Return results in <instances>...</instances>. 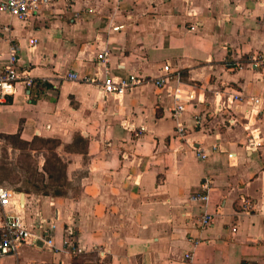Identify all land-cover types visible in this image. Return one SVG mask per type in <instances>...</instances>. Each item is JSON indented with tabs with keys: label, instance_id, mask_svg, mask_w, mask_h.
I'll use <instances>...</instances> for the list:
<instances>
[{
	"label": "crops",
	"instance_id": "obj_1",
	"mask_svg": "<svg viewBox=\"0 0 264 264\" xmlns=\"http://www.w3.org/2000/svg\"><path fill=\"white\" fill-rule=\"evenodd\" d=\"M67 4L59 0L28 22L0 11V70L16 42L19 67L45 81L29 95L19 86L0 106V136L56 140L64 165L57 188L10 189L35 232L42 234L46 225H37L43 219L57 228L45 243L24 246L0 264H264V66L248 64L264 54V0ZM166 63L180 73L186 91L195 86L209 102L212 91L261 97L262 148H245L241 125L196 122L194 116L206 111L201 104L187 107L179 119L187 136L177 139L173 99L153 84L118 100L67 79L72 72L79 78L109 72L155 79ZM213 144L221 152L205 160L192 148ZM46 176L47 184L53 181ZM201 185L209 189L207 204L189 199ZM206 212L214 221L202 229L198 222ZM69 231L82 248L79 255L63 246Z\"/></svg>",
	"mask_w": 264,
	"mask_h": 264
},
{
	"label": "built area",
	"instance_id": "obj_2",
	"mask_svg": "<svg viewBox=\"0 0 264 264\" xmlns=\"http://www.w3.org/2000/svg\"><path fill=\"white\" fill-rule=\"evenodd\" d=\"M59 0H0V11L8 13L23 22H28L30 17L36 15L44 8L53 7ZM65 0V6L71 7ZM37 41H33V46H36ZM20 47L18 43L11 42L7 53V62L0 70V106L8 105L9 98L14 97L19 86H25L28 90L34 86L42 87L45 81H35L26 70L19 67ZM101 62H106L107 52L98 55ZM250 66H264V54H256L248 59ZM242 68L241 64L237 65ZM161 76L158 78H150L138 73H130L123 76H114L109 72L103 77L97 74L94 77L84 76L79 78L78 73H68L67 79L76 81L80 80L83 83L91 84L97 88L105 97H113L122 99L126 94L130 93L139 86L145 84H153L154 86L164 89L167 96L173 99L172 113L173 117L178 121L176 129V137L186 139V126L179 121L188 106L193 108L200 104L204 105L206 111L201 116L197 113L194 116L196 122L203 121L207 118L221 119L228 127L241 125L247 132V143L245 148L249 151H259L263 145L262 131L257 125L262 98L259 96L245 95L238 91H212L213 100L207 101L205 97L197 94L196 87L191 90L184 88V84L180 81V73L175 71L170 63H166L161 68ZM176 82L173 86L170 84ZM29 95V93H28ZM126 128H128L126 126ZM192 148L196 152V156L201 160L209 158L211 155L220 153L221 147L218 144L211 145L209 150L204 148ZM191 202L207 204L209 201V189L205 185L192 193L189 197ZM250 204L248 203L247 206ZM23 209L19 194L10 190L6 186L0 185V211L2 218L0 220V262L11 254H16L20 248L24 246H36L38 241L45 243L47 237L56 230L57 225L53 220H41L37 227L46 225L42 234L35 232V228L31 227L21 212ZM214 221V215L204 213L198 225L204 229L209 227ZM72 231L63 240V246L71 250L73 255H79L82 248L74 243ZM201 240H195L194 245ZM51 243V240L48 241ZM191 254L187 253L185 258L191 259Z\"/></svg>",
	"mask_w": 264,
	"mask_h": 264
},
{
	"label": "rangeland",
	"instance_id": "obj_3",
	"mask_svg": "<svg viewBox=\"0 0 264 264\" xmlns=\"http://www.w3.org/2000/svg\"><path fill=\"white\" fill-rule=\"evenodd\" d=\"M56 146L57 141L52 139L35 137L26 142L17 136H0V185L12 190L31 188L46 191L45 184L57 188L64 175V165L57 159ZM41 151L46 156L44 165L42 153L39 155ZM40 170L53 175L55 180L47 184V176Z\"/></svg>",
	"mask_w": 264,
	"mask_h": 264
},
{
	"label": "trees",
	"instance_id": "obj_4",
	"mask_svg": "<svg viewBox=\"0 0 264 264\" xmlns=\"http://www.w3.org/2000/svg\"><path fill=\"white\" fill-rule=\"evenodd\" d=\"M30 92H31V90L29 89V90H28V93H30ZM17 137L19 138V136H17ZM57 159H58V157H57ZM58 161L60 162L59 159H58ZM60 164H61V163H60ZM49 177L52 178V180H55V177H54L53 175L50 174Z\"/></svg>",
	"mask_w": 264,
	"mask_h": 264
},
{
	"label": "water",
	"instance_id": "obj_5",
	"mask_svg": "<svg viewBox=\"0 0 264 264\" xmlns=\"http://www.w3.org/2000/svg\"><path fill=\"white\" fill-rule=\"evenodd\" d=\"M21 194V197L23 198L24 197V193H20Z\"/></svg>",
	"mask_w": 264,
	"mask_h": 264
}]
</instances>
